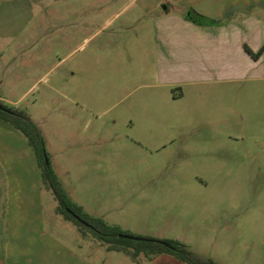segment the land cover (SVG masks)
I'll return each mask as SVG.
<instances>
[{
  "label": "rangeland",
  "instance_id": "1",
  "mask_svg": "<svg viewBox=\"0 0 264 264\" xmlns=\"http://www.w3.org/2000/svg\"><path fill=\"white\" fill-rule=\"evenodd\" d=\"M131 1L0 0V100L35 121L63 181L59 165L70 170L69 191L110 224L220 264H264V57L219 89L139 101L152 69L148 48L120 28L132 10L107 27L112 12L99 8ZM0 150L16 151L5 158L23 181L1 182L0 264H137L56 213L26 136L3 120ZM20 207L34 233L14 250L6 230L24 220Z\"/></svg>",
  "mask_w": 264,
  "mask_h": 264
},
{
  "label": "crops",
  "instance_id": "2",
  "mask_svg": "<svg viewBox=\"0 0 264 264\" xmlns=\"http://www.w3.org/2000/svg\"><path fill=\"white\" fill-rule=\"evenodd\" d=\"M116 6L113 2L99 6L103 12H112L106 26H112L124 13L132 10L120 28L127 31L130 29V33L134 31L140 40V46L144 50L148 48L146 57H143V67L146 70L152 69V74L143 77L144 82L138 89L141 91L137 95L139 101H176L185 97L187 88L191 85L201 90L205 87L219 89L225 81L239 80L242 67L246 70L264 57L263 53L259 59H254L246 50V46H249L254 52H258L264 45V0H132L121 8ZM189 10L200 18L196 21L189 19L187 17ZM149 78H154L157 82H149ZM6 152L15 154L16 151L0 150V213L1 182L8 180L9 177L14 179L19 177L20 182H23L22 176L17 173V164L14 162L8 164ZM52 164L73 201L82 206L87 213L104 219V215L99 216L90 211L86 205L80 203L73 191H69L70 170L63 164L59 165L62 174L67 178L66 182L61 179L58 167L53 162ZM5 202H9L8 199ZM30 202L31 197L27 196L26 191L17 195L15 199V204H21L24 209ZM22 208L20 207L24 219L22 223L14 220L13 226L6 230L10 235L11 248L14 250L24 247L22 245L27 242V236L30 243L27 245L29 247L32 245L31 238L34 232L31 224L27 227V214ZM13 219H16V216ZM82 241L84 243L86 241L84 236L79 242L81 248L87 245L90 247L89 244L83 245ZM160 256L145 262L178 264L171 258ZM90 261L81 260L76 264H101L96 259ZM134 261L137 264L144 263V260L142 263ZM117 263L118 261L114 260L109 262Z\"/></svg>",
  "mask_w": 264,
  "mask_h": 264
},
{
  "label": "trees",
  "instance_id": "3",
  "mask_svg": "<svg viewBox=\"0 0 264 264\" xmlns=\"http://www.w3.org/2000/svg\"><path fill=\"white\" fill-rule=\"evenodd\" d=\"M187 17L195 21L200 18L192 10H189ZM246 50L254 59H259L264 53V45L258 52H254L249 46H246ZM0 120L11 124L26 136L36 156L43 181L57 201L56 213L77 226L82 235L90 233L105 244L108 251L123 252L134 260L141 255L147 258L171 255L185 264H220L192 251L179 239L136 235L120 226L108 224L102 217L87 213L82 206L73 201L65 190L52 164L46 140L38 125L24 113L7 107L1 100ZM122 235L140 239L125 238Z\"/></svg>",
  "mask_w": 264,
  "mask_h": 264
},
{
  "label": "water",
  "instance_id": "4",
  "mask_svg": "<svg viewBox=\"0 0 264 264\" xmlns=\"http://www.w3.org/2000/svg\"><path fill=\"white\" fill-rule=\"evenodd\" d=\"M122 237L131 238V239H140V238H137V237L127 236V235H122Z\"/></svg>",
  "mask_w": 264,
  "mask_h": 264
}]
</instances>
